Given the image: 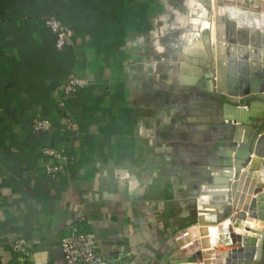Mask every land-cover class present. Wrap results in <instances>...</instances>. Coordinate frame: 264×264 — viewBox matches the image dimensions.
Returning <instances> with one entry per match:
<instances>
[{
	"label": "crops",
	"instance_id": "obj_1",
	"mask_svg": "<svg viewBox=\"0 0 264 264\" xmlns=\"http://www.w3.org/2000/svg\"><path fill=\"white\" fill-rule=\"evenodd\" d=\"M49 14L71 30L62 49L43 22ZM210 14L200 0H0V264H66L61 241L75 229L93 233L111 264H179L185 229L196 224L199 246L198 227L224 219L198 203L221 169V146L206 166L211 180L198 184L197 222L181 225L191 214L184 163L203 151L196 142L211 145L193 109L186 119L196 130H186L183 101L195 103L204 91L224 96L214 82ZM219 49L226 72V46ZM184 63L200 69L187 71L195 80L182 79ZM72 76L84 85L60 109V86ZM36 118L48 127L33 132ZM49 163L64 167L46 172ZM18 238L27 242L26 256L11 248ZM214 240L211 258L224 263L226 249L217 234ZM200 258L187 264H206Z\"/></svg>",
	"mask_w": 264,
	"mask_h": 264
},
{
	"label": "water",
	"instance_id": "obj_2",
	"mask_svg": "<svg viewBox=\"0 0 264 264\" xmlns=\"http://www.w3.org/2000/svg\"><path fill=\"white\" fill-rule=\"evenodd\" d=\"M200 1L209 11L213 9L211 0ZM213 2L219 28L223 29L226 38L225 40L221 39V43H224L223 45L226 46L227 64L226 85H224L225 90L221 89L222 86L218 87L221 93L226 97L224 103L225 117L228 116L229 118H236L240 122H246V124H249L252 128H250L246 134L248 136V141L245 144H239L237 146L238 149L235 148L238 154L235 160L237 166L233 175L234 179L230 177V173L221 170L212 180V183L204 184L206 190L202 192V195H204L205 201L209 198H224L230 196L231 204L216 205V211L214 210V212L212 210L211 214L217 213L224 218L222 221L218 222L216 226L198 227L200 232L204 234V236L200 238V245L206 246V250H204L207 255L205 260L206 264L212 263L211 257L213 250L211 251L209 246L215 241L214 237L216 234L218 235L219 242L229 243V245L232 244V246L225 251L226 257L224 263L217 261L218 264H264V229L261 230L258 227L255 228L250 225L246 226L247 228L255 230L257 233L261 232V237L257 240L258 235H251L248 232V236L242 235V233L245 232L239 227V224L244 222L245 216L253 218L252 220H259L258 222L261 224L263 222L264 225V186L262 184H257L254 189L256 182L260 180V174L258 170L253 167V162L256 157L264 156V147L261 151V146L264 144V114L263 116L258 115V117H250L249 113L251 110L253 112L256 103H263L264 96H261L259 93L251 94L250 96L247 95L239 101L234 102L229 99V94H227V92L245 94L264 89V59L254 54L255 50H259L258 53L264 51V32H260L259 30L250 35V29L255 24V19H257L258 22L264 18V14L260 13L264 11V0H213ZM245 19H248L249 25H247ZM237 22H239L240 25H246V35H244L242 31L237 35L239 38L233 36ZM238 29L242 30V28ZM262 29H264V26ZM259 35L261 39H259ZM260 47H262V50L259 49ZM237 49L239 50L238 54L236 53ZM260 54L264 55V52ZM260 61L262 62V68L256 69L257 67L255 66L260 64ZM232 86H235V88L231 89ZM241 106H246L247 109L241 111L239 110ZM227 107L229 111L231 109L230 112L227 111ZM235 108H237L236 111ZM235 112L237 113L236 115H234ZM256 118L261 119V121L256 123ZM261 132L263 134H260L261 136L259 135L256 138L255 135ZM248 134L251 138H249ZM236 145L234 136V139L231 140L229 144L222 147V149L225 150L223 152L224 157L221 158V156L218 155L221 158L218 163L222 169H231L233 167L234 164L230 159V153L234 150L233 148ZM252 153H255V155L250 156ZM253 191H255V197L251 203L249 214L247 215L242 210H237L236 216L233 217L231 209L239 206L244 200L248 202L249 196L246 195V192L252 193ZM198 195V203H201L202 206L205 204L211 205L208 202H199L200 193ZM206 220L210 222L212 220L217 221V219H210V217H207ZM195 225L196 224L185 230H189L190 233H193L192 230ZM183 232L184 230L181 231V233ZM189 232L188 235L190 234ZM181 239L183 238L181 237ZM178 242L180 243V239H178ZM181 242L183 243L184 241L181 240ZM193 246L194 244H189L188 247L179 248L178 253L184 259L180 261L179 264L197 262L201 257L202 253L198 249L197 243L194 249L192 248ZM214 246L216 247L217 245L214 243Z\"/></svg>",
	"mask_w": 264,
	"mask_h": 264
},
{
	"label": "bare ground",
	"instance_id": "obj_3",
	"mask_svg": "<svg viewBox=\"0 0 264 264\" xmlns=\"http://www.w3.org/2000/svg\"><path fill=\"white\" fill-rule=\"evenodd\" d=\"M211 5H212V10H211V14L210 15H212V17H213V26H212V29H213V34H215V36H216V40H214V41H216V42H214V47L216 46V48H218L217 49V58H216V74H215V76H216V82H215V84H216V87L218 88L219 86H222V90H225V87H224V85H226V72H225V66L223 65V63H224V61H223V58H224V55H223V53L222 54H220V52H221V49H219V47L221 48V47H223L224 45V43L222 44L221 43V36H218L219 35V33H218V31L220 32L221 31V29L220 28H218L217 27V25H218V22H217V14H216V12H215V10H214V2H213V0H211ZM248 11H252V10H248ZM258 12V11H257ZM261 14H264V11H262V12H260ZM204 14H206V13H204ZM207 15V14H206ZM214 17H216L215 18V21H214ZM203 21H202V26H207L208 25V20L205 18V19H202ZM256 21L254 22L255 24L251 27V29H252V31H254V32H256L258 29H260V30H262V32H264V29H262L261 27L262 26H264V23H263V21H264V18H263V20H259L258 22H257V19H255ZM245 21H247V25H249V23H248V19H245ZM252 22V21H251ZM257 23V24H256ZM242 27V30H245L246 28V25L244 26V25H241ZM257 27H258V29H257ZM220 29V30H219ZM205 32V31H204ZM207 34V33H206ZM205 34V35H206ZM209 34V33H208ZM253 34V33H252ZM204 35V34H203ZM204 35V36H205ZM220 35H224V34H220ZM211 36V35H210ZM213 36V35H212ZM206 37V36H205ZM214 37V36H213ZM213 40V39H212ZM207 42V41H206ZM194 45H195V42H191L190 43V45L189 46H187L188 48H189V50L190 49H194L195 47H194ZM192 47H194V48H192ZM213 49V48H212ZM214 50V49H213ZM256 51V50H255ZM236 53L238 54V51H236ZM202 56H204V55H202ZM255 56H258L259 58H263L264 59V55H260L259 56V54H256ZM225 59V58H224ZM234 59V58H233ZM236 59V58H235ZM183 66H184V68H186V74H182V79L186 82H188V81H193V80H195L194 78H193V76H194V74H191V75H188V73H187V71H190V72H193V73H195V74H197V72H199L200 71V69L199 68H197V67H191V66H189L187 63H184L183 64ZM255 67H257V69L258 68H262V65L261 64H258V65H256ZM211 72H212V74L214 75V72H213V70H211ZM258 72H260V71H258ZM258 72H256V73H258ZM189 76H192V77H189ZM210 87L209 88H212V89H214V83L213 82H211L210 83V85H209ZM235 88V86H232L231 87V89H234ZM256 93H259L261 96H264V89H261V91H252V92H249V93H245V94H242V93H237V92H227V94H229L228 96H229V99L230 100H233L234 102L235 101H239L240 99H242V98H244V97H246L247 95H251V94H256ZM236 109L237 108H235V111H236ZM247 109V107L245 106V107H240L239 108V110H246ZM227 111H229L228 110V107H227ZM230 111H231V109H230ZM229 111V112H230ZM232 111H233V109H232ZM248 111H249V109H248ZM250 113V117H258V115H260V116H263V114H264V101H263V103H256V106H255V109H253V112H252V110L249 112ZM233 114V113H232ZM237 113L235 112L234 113V115H236ZM224 116H226V115H224ZM226 118V120L227 121H233L234 122V124L237 126L236 127V131H235V142H236V146L233 148L234 150H232L231 151V153H230V159L232 160V163L234 164L233 165V167L231 168V169H220L215 175H217L221 170L222 171H225V172H227V173H230L231 174V178L232 179H234V173H235V170H236V164L237 163H235V160H236V156H237V154H238V152H237V149H238V145L240 144H245L247 141H248V136L246 135L247 134V132L250 130V128H252L249 124H246V122H240L239 120H237L236 118H229L228 116L227 117H225ZM256 123H258L259 121H261V119H257L256 118ZM263 132V131H262ZM257 133V135H255V137L257 138L260 134L262 135L263 133ZM260 135V136H261ZM255 138V139H256ZM250 142V141H249ZM248 142V143H249ZM263 147H264V144L261 146V151L263 150ZM235 148H237L236 150H235ZM255 148V147H254ZM254 151H255V149H254ZM253 155H255V153H252V154H250V156H253ZM264 155V154H263ZM257 156V155H256ZM224 157V156H223ZM251 158V157H250ZM254 164H253V167L256 169V170H258V172H259V174H260V176H259V181H257L256 182V184H255V186H254V189H255V187L257 186V184H262L263 186H264V156H258V157H256V159L254 160V162H253ZM241 168V167H240ZM219 169V168H218ZM209 183H212V181L211 182H209ZM203 188H205V187H203ZM206 190V188L204 189V191ZM204 191H200V201L199 202H208L209 204H211V205H207V204H205L204 206H202L201 205V203H199L200 204V206H202V208H205V209H207V210H215L216 211V205H221V204H231V197L230 196H228V197H224V198H209L208 200H204V195H202V192H204ZM263 192H264V190H263ZM246 195L247 196H249L248 197V202H247V200H244L239 206H237L236 208H234V209H231V211H233V213H234V215L235 214H237V210H242L245 214H249V211H250V206H251V203H252V201H253V199H254V197H255V191H253L252 193H248V192H246ZM214 205H215V207H214ZM213 207V208H212ZM201 208V207H200ZM204 211H206V210H204ZM203 214H206V212H203ZM232 214V213H231ZM201 217H202V214H201ZM214 219V218H213ZM215 219H217L216 217H215ZM253 218H250V217H248V216H245V220H244V224H245V226H244V228H243V231L245 232V233H242V235H245V236H248V234H247V232L249 233V234H251V235H258V237H257V240H259L260 239V237H261V232H256L255 230H252V229H250V228H247L246 226H252V227H255V228H259V229H261V230H263L264 229V225H263V222H262V224L260 223V222H258L259 220H252ZM246 220H248V221H246ZM207 222L209 221V220H206ZM210 222V221H209ZM204 223V222H203ZM207 226V225H206ZM196 227V226H195ZM194 227V229H196ZM193 229V230H194ZM193 230H192V232H193ZM188 232H189V230H188ZM190 233V232H189ZM187 235V236H186ZM186 235H184L182 238L183 239H181V237L179 238L180 239V245H181V247H188L189 246V244H194V246L192 247V248H194L195 246H196V241L194 240L195 239V237L193 238L192 236L194 235V233H190L189 235L188 234H186ZM201 235L202 236H204V234H202L201 233ZM181 240H183L184 242L182 243L181 242ZM223 244L220 246L221 247V249H228V247L230 248V246H232V244H230L229 245V243H225V242H222ZM218 243H216V245H217ZM197 246H198V243H197ZM199 248L198 249H201L200 251H201V253H202V255H201V258L200 259H202V257L204 256V258H205V260H206V258H207V255L205 254V251L204 250H206V246H203V245H199L198 246ZM212 247V249H211V251L213 250V251H215V249H214V247H213V244H211V246H210V248ZM258 247V246H257ZM210 251V252H211ZM225 257H226V255H225V252H224V261H225ZM203 260V259H202ZM214 261L212 260V263L211 264H215V262L213 263Z\"/></svg>",
	"mask_w": 264,
	"mask_h": 264
},
{
	"label": "rangeland",
	"instance_id": "obj_4",
	"mask_svg": "<svg viewBox=\"0 0 264 264\" xmlns=\"http://www.w3.org/2000/svg\"><path fill=\"white\" fill-rule=\"evenodd\" d=\"M193 48V47H192ZM216 62V61H215ZM216 65V63H214ZM261 64V63H260ZM262 65V64H261ZM257 69V68H256ZM204 71L207 70V68H203ZM216 78L215 81L216 82ZM188 89L186 88L185 94H188ZM201 95V99L195 103H189L187 101V96H185L183 105H184V121L186 130L188 133H191L192 130H196L194 128L195 123L192 121H187V117L189 116V109H193L196 111L195 117L197 119L198 123H202L205 125H199V128H205L207 129H201V133H204V135L209 138V143L211 144L210 147H204L200 146V144H206L204 141H198L196 142V149L204 148L203 151L196 157L199 159L200 167H197L196 164H193V160L195 157H190V161L188 160L184 164V181H183V196L185 201L186 208L190 207L189 211L191 214L189 216H186L182 218L183 222H181V225L189 226L195 222H197V210H196V197L199 191L198 184H201L205 181H210L211 176L206 173V166L211 163L212 157L216 155L217 149H219L221 146H225L229 144L231 140L234 139L235 135V129L236 125L231 120L227 121L226 118L223 116V108L222 104L223 101H225V96H222L218 92H199ZM248 100V99H246ZM195 105L194 108L191 107V105ZM249 135V134H248ZM250 137V135H249ZM187 138V137H186ZM187 140V139H186ZM190 140V139H188ZM192 143V142H189ZM196 177L197 181H192V179ZM196 180V179H195ZM195 204V205H194ZM222 218V215H221ZM220 218V219H221ZM175 218L174 221H178ZM176 228L170 227V230H168V242L170 244L174 243V230Z\"/></svg>",
	"mask_w": 264,
	"mask_h": 264
},
{
	"label": "built area",
	"instance_id": "obj_5",
	"mask_svg": "<svg viewBox=\"0 0 264 264\" xmlns=\"http://www.w3.org/2000/svg\"><path fill=\"white\" fill-rule=\"evenodd\" d=\"M43 22L55 36V45L58 49H62L68 39H70L71 30L53 14L43 16ZM84 85V80L79 77H70L60 86V96L57 100V107L65 108L66 100L74 95L77 90ZM48 121L36 118L32 123L33 132H40L48 127ZM71 121L67 118L66 126H71ZM48 155L59 156L58 153L46 148ZM46 172H54L63 169V164L49 163ZM11 248L14 252L21 256H26L28 245L25 239L18 238L12 241ZM62 256L66 264H111V260L105 258L98 245L96 236L91 232H82L77 229L73 230L69 235L65 236L61 241Z\"/></svg>",
	"mask_w": 264,
	"mask_h": 264
},
{
	"label": "flooded vegetation",
	"instance_id": "obj_6",
	"mask_svg": "<svg viewBox=\"0 0 264 264\" xmlns=\"http://www.w3.org/2000/svg\"><path fill=\"white\" fill-rule=\"evenodd\" d=\"M263 23H264V21H263ZM263 27V26H262ZM261 27V28H262ZM243 32H244V34H245V32H246V30H242ZM258 31V30H257ZM252 33H254V31H252V30H250V35H252ZM262 47H260L259 49H261ZM262 50V49H261ZM237 51H239L238 49H237ZM259 51V50H258ZM258 51H254V54H259V56L261 55L260 53L261 52H264V51H260V53H258ZM260 63L262 64V62L260 61ZM264 64V63H263Z\"/></svg>",
	"mask_w": 264,
	"mask_h": 264
}]
</instances>
